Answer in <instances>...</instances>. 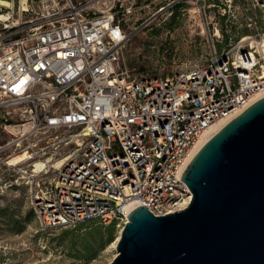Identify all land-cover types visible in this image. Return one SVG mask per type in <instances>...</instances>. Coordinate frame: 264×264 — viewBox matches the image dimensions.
<instances>
[{"label": "built area", "instance_id": "obj_1", "mask_svg": "<svg viewBox=\"0 0 264 264\" xmlns=\"http://www.w3.org/2000/svg\"><path fill=\"white\" fill-rule=\"evenodd\" d=\"M8 1L0 172L3 187L28 189L43 228L92 218L124 227L132 201L157 216L182 210L193 194L181 176L202 132L264 96V0H249L262 26L222 48L219 0H168L147 15L154 0ZM176 9L200 17L210 56L167 74L131 66L132 36Z\"/></svg>", "mask_w": 264, "mask_h": 264}, {"label": "water", "instance_id": "obj_2", "mask_svg": "<svg viewBox=\"0 0 264 264\" xmlns=\"http://www.w3.org/2000/svg\"><path fill=\"white\" fill-rule=\"evenodd\" d=\"M190 161L187 208L132 210L109 264H264V97Z\"/></svg>", "mask_w": 264, "mask_h": 264}, {"label": "rangeland", "instance_id": "obj_3", "mask_svg": "<svg viewBox=\"0 0 264 264\" xmlns=\"http://www.w3.org/2000/svg\"><path fill=\"white\" fill-rule=\"evenodd\" d=\"M164 2L168 0H154L145 14ZM217 9L226 12L213 21L214 24L218 21L224 30L218 48L231 37L251 33L263 24L260 10L249 0H219ZM191 14L176 9L170 15L168 10L133 35L126 48L129 64L144 73L167 74L209 57L212 51L209 32L202 33L200 17L193 11ZM16 22L17 28L29 24L26 20ZM3 182L4 173L0 172V264H109L113 260L117 252L113 242L123 228L121 223L113 227V240L104 248L95 245L97 224L93 222L43 228L31 206L28 189L6 188ZM85 238L95 245L90 253L83 250Z\"/></svg>", "mask_w": 264, "mask_h": 264}, {"label": "bare ground", "instance_id": "obj_4", "mask_svg": "<svg viewBox=\"0 0 264 264\" xmlns=\"http://www.w3.org/2000/svg\"><path fill=\"white\" fill-rule=\"evenodd\" d=\"M0 3L1 4H4V5H7V6H10L12 5V3L8 0H0ZM2 20H7L8 19V14H3L2 17H1ZM17 20H15L16 22ZM18 23V22H16ZM262 97L264 96H261V94H259L258 96H256V98L252 99V101H257L259 99H261ZM257 99V100H256ZM254 101V103H256ZM253 104V103H252ZM248 106V105H247ZM247 108V107H246ZM245 108V109H246ZM244 109V110H245ZM241 112H243L241 109L236 111L235 114H233L231 117H227V118H222V119H219L217 120L216 122H214L213 124H211L209 126V128H207L205 130V132H202L201 136L199 137L195 147L193 148V151H192V154H191V158L194 157V155L198 152V150L213 136L215 135L223 126H225L230 120H232L233 118H235L236 116H238ZM63 163L62 160H56L55 161V165L56 166H60L61 164ZM190 202V198H187L185 201L182 202L181 206H182V209L184 208H187L188 204ZM139 206V203H137L136 201H132L131 203H129V206H128V214H130V212L132 210H134L135 208H137ZM124 228V227H123ZM122 228V229H123ZM122 229L119 233V235L117 236V239L113 242V246L114 247H117V242L118 240H120L121 238V233H122ZM117 254V252H116Z\"/></svg>", "mask_w": 264, "mask_h": 264}, {"label": "trees", "instance_id": "obj_5", "mask_svg": "<svg viewBox=\"0 0 264 264\" xmlns=\"http://www.w3.org/2000/svg\"><path fill=\"white\" fill-rule=\"evenodd\" d=\"M89 222H93L95 224H97V228H96V239H95V245L104 248L107 244H109L112 240H113V234L111 233L113 230V227H115V225L117 223H120L121 220L116 219L113 220V222H111L110 224H104L101 219L99 218H92L91 220H87L85 222L82 223H89ZM95 231V230H94ZM94 244H89V241L87 240V238H85L84 240V247L83 250L88 251L89 253L92 252L94 250L95 247Z\"/></svg>", "mask_w": 264, "mask_h": 264}]
</instances>
